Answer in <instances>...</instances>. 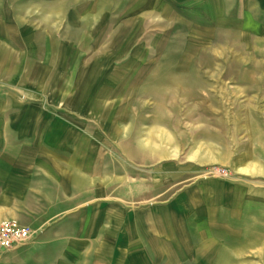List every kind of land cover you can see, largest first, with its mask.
I'll return each instance as SVG.
<instances>
[{
	"label": "rangeland",
	"instance_id": "obj_1",
	"mask_svg": "<svg viewBox=\"0 0 264 264\" xmlns=\"http://www.w3.org/2000/svg\"><path fill=\"white\" fill-rule=\"evenodd\" d=\"M255 1L0 0V99L39 101L99 130L107 201L141 208L195 191L189 214L159 219L148 264H264V213L237 214L235 202L238 183L264 191ZM170 161L180 181L154 198L155 169ZM141 190L148 202L129 197Z\"/></svg>",
	"mask_w": 264,
	"mask_h": 264
},
{
	"label": "crops",
	"instance_id": "obj_2",
	"mask_svg": "<svg viewBox=\"0 0 264 264\" xmlns=\"http://www.w3.org/2000/svg\"><path fill=\"white\" fill-rule=\"evenodd\" d=\"M259 4L254 0V7ZM5 107L14 110L5 113ZM85 124L82 116L53 114L39 101L0 99V220L16 219L34 232L0 264H148V242L164 239L159 219L189 214L192 187L141 208L116 196L105 200L102 188L110 179L100 177L101 132ZM179 174L174 161L156 168L152 196L169 192ZM235 196L237 214L264 213L263 190L242 182ZM129 197L140 203L152 198L145 190ZM53 245L61 253L52 252Z\"/></svg>",
	"mask_w": 264,
	"mask_h": 264
},
{
	"label": "built area",
	"instance_id": "obj_3",
	"mask_svg": "<svg viewBox=\"0 0 264 264\" xmlns=\"http://www.w3.org/2000/svg\"><path fill=\"white\" fill-rule=\"evenodd\" d=\"M34 235L33 230L16 219L0 220V260L9 252L26 245Z\"/></svg>",
	"mask_w": 264,
	"mask_h": 264
}]
</instances>
